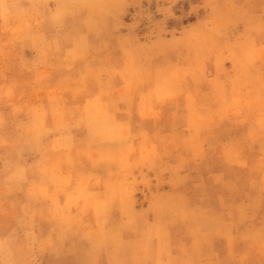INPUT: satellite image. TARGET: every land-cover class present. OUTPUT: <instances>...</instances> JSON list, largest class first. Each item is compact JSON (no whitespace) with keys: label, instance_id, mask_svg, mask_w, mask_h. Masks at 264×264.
<instances>
[{"label":"rangeland","instance_id":"1","mask_svg":"<svg viewBox=\"0 0 264 264\" xmlns=\"http://www.w3.org/2000/svg\"><path fill=\"white\" fill-rule=\"evenodd\" d=\"M6 261L262 264L264 0H0Z\"/></svg>","mask_w":264,"mask_h":264},{"label":"snow or ice","instance_id":"2","mask_svg":"<svg viewBox=\"0 0 264 264\" xmlns=\"http://www.w3.org/2000/svg\"><path fill=\"white\" fill-rule=\"evenodd\" d=\"M4 264H12V262H4ZM262 264H264V261H262Z\"/></svg>","mask_w":264,"mask_h":264},{"label":"bare ground","instance_id":"3","mask_svg":"<svg viewBox=\"0 0 264 264\" xmlns=\"http://www.w3.org/2000/svg\"><path fill=\"white\" fill-rule=\"evenodd\" d=\"M127 90V89H126ZM203 105V104H202ZM173 121V120H172ZM96 126V125H95ZM96 130V129H95ZM97 132V131H96ZM183 141V140H182ZM17 183V182H16ZM19 183V182H18ZM27 187V186H26ZM85 204V203H84ZM85 206V205H84ZM117 232V231H116ZM129 233V232H128ZM41 235V234H40ZM122 236V235H121ZM125 239V238H124ZM44 243V242H43ZM41 247V246H40ZM65 249V248H64ZM10 255V254H9ZM93 255V254H92Z\"/></svg>","mask_w":264,"mask_h":264}]
</instances>
